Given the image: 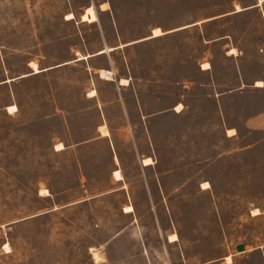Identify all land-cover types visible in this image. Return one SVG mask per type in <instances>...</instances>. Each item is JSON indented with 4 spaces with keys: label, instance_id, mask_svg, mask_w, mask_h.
Wrapping results in <instances>:
<instances>
[{
    "label": "rangeland",
    "instance_id": "1",
    "mask_svg": "<svg viewBox=\"0 0 264 264\" xmlns=\"http://www.w3.org/2000/svg\"><path fill=\"white\" fill-rule=\"evenodd\" d=\"M255 1L0 0V264H170L164 244L169 228L182 234L200 230L204 262L264 264V89L249 87L224 103L219 115L209 100H188L203 112L193 116V137L187 139L177 138L179 131L184 134V121L179 126L177 119L162 116L148 128L141 119L133 139L119 114L122 105H134L135 92L144 113L173 105L180 87L172 81L192 79L202 54L211 59L220 86L231 80L234 68L247 83L264 81V3L219 16ZM88 8L92 21L83 19ZM172 16L179 25L201 23L161 36L180 27ZM150 34L153 39L117 50L110 59L103 55L89 62L110 67L111 60L116 73L127 78L122 80L127 87L117 90L123 103L114 101L116 85L98 83L114 149L105 138L83 143L105 131L96 130L98 102L84 98L87 65L12 82L76 53L113 45L116 38L123 47ZM179 36L182 43L225 38L196 51L166 46ZM231 46L237 47L230 53L237 54L240 72L234 58L226 57ZM100 74L114 78L110 71ZM12 105L16 111L9 113ZM226 125L237 127L235 151L216 157V150L232 149L222 139ZM174 129L175 140L169 137ZM59 143L67 147L57 151ZM171 146L175 155L168 154ZM114 151L126 176L124 190L111 177ZM185 151L188 161H179ZM145 155L155 159L153 168L142 167ZM144 160V166L153 164ZM164 170L172 177L160 179L162 188L155 185L156 193H148V184H157L155 174ZM236 244L245 245L246 253L237 252ZM230 253L236 259L226 263L223 256ZM199 260L192 255L189 262Z\"/></svg>",
    "mask_w": 264,
    "mask_h": 264
},
{
    "label": "crops",
    "instance_id": "2",
    "mask_svg": "<svg viewBox=\"0 0 264 264\" xmlns=\"http://www.w3.org/2000/svg\"><path fill=\"white\" fill-rule=\"evenodd\" d=\"M258 0L255 1L254 4L246 6V7H242L240 8V11H236L233 10L229 13H225L219 16H225L228 14H237V13H241L243 11H246L252 7H260L263 5L264 0L262 2L261 5H257ZM74 15V14H73ZM170 15V14H168ZM82 16V15H81ZM173 17V16H172ZM218 17V16H217ZM216 17V18H217ZM75 15L74 18L75 19ZM71 19V20H73ZM174 20H176L173 17ZM86 22V21H85ZM177 24L179 25L178 21L176 20ZM93 23V22H92ZM201 22H193V23H189L186 25H179V28L167 31V32H162L164 33L161 36L164 35H169L171 33H175L178 32L182 29L188 28V27H192L194 25H198ZM156 27V26H155ZM156 29V28H154ZM245 31V30H243ZM116 33V30H115ZM152 33V32H151ZM159 36V37H161ZM116 37V35H115ZM158 38V37H155ZM180 38V36H179ZM225 38V36H220L211 40H206L205 38L202 37V39L194 42V43H182L181 42V38L177 43L171 44V45H166L167 47H172V46H176V45H182L185 47V49H188L189 51H196L197 48L201 47V45H203V43H216L217 41H222ZM150 39H153L152 34H150L148 37L142 38L140 40L134 41L132 43H126V44H122L124 45L123 47H119L121 44L118 45V41L116 38V43L113 45H107L105 44L103 47H101L100 49L93 51V52H88L85 51L83 53H76V56H74L72 59L63 61L61 63L55 64V65H51L48 67H43V68H38L41 70L38 73L33 74L32 71L28 74H23L21 75V77L13 79V81H16L18 79H22V78H27L30 76H38L44 73H48L50 71H54L55 69L58 68H62L65 66H70V65H77V64H81L83 63L84 66L87 65V67H83L84 70V78L88 81V83L86 84L87 86H89L88 91L85 93L84 98L85 99H95L98 102V114L99 116H101V121H99L97 128V131H99V129H105L104 133L98 134L94 137H89L88 139L84 140L83 143L84 144H91L94 141L97 140H101L103 138H105V140L111 145V147L114 149L116 144L113 141V136H112V128L110 126V121L108 119V108L105 106L104 103L100 102L99 99V89H98V83L99 82H103L105 84L108 85H116L115 89L112 90V95L114 96V101L117 103L119 101H121V103H123V97L120 95V93H117V90H121L124 87H127V84H122V80L127 81L126 77H123L121 75H118L114 69V67L112 66V61L110 60V67L109 66H105V67H93V66H89V62L91 61V59L93 58H97V57H101L103 55H108L109 59H110V54L114 53L117 50H122L125 49L129 46L132 45H137L139 43H143L145 41H148ZM229 50V54L226 55L227 58H234L232 59L233 62H236L237 64V71L240 72V67H239V61L237 60V54H231L230 51L232 50H236L237 47H233ZM104 48V49H102ZM108 48H112V49H108ZM103 51L100 54H97L98 52ZM83 56V59H78V57ZM196 61V67H195V75L192 79H179V80H174L172 82H174L175 84H178L180 87V94L178 96V100L175 101V103L173 105H171L168 108L162 109V110H158V111H152V112H147L144 113L143 109L144 108V103L142 101H140V96L138 95L137 92L134 93V105H132L131 107H126L124 105H122L120 107L119 110V114H124V118H125V122L126 125H128L130 127L131 130V134L133 136L134 139V132L137 130V128L139 127L140 123H141V119L143 120V122L145 121L146 126L150 125V122L155 121L158 117L162 116L164 121L165 118L169 117V118H173V119H177L178 120V124L180 126L181 123H186V127L184 129V134L181 131H179V135L177 138L180 139H187V138H192V133L194 132V130L192 129L193 123L195 122V117L193 116H197L202 114V110L198 107V106H190L188 103V100L194 99L195 103L202 101V100H209L211 102L214 103V114L219 115V113L223 112L224 109V103H226V105L229 104V101L234 99L235 97H239L241 95L244 94V92L249 88L252 87V89L255 90H261L264 89V81L262 79H258V80H254L253 82L247 83L243 80L242 77L240 76H236L235 73V68L232 74V78L230 81L227 82L226 85L224 86H220L216 75H218L217 70L214 68V66L212 65V61L211 59H208L205 57H203V54L201 55V59H195ZM32 70V69H31ZM105 70V71H110L111 72V77L110 79H105L101 76V71ZM261 81L263 83V86L258 87L256 86L257 82ZM5 83H7L5 81ZM94 91V94L91 95L90 93ZM102 104V105H101ZM181 106L180 110L177 111L176 107L177 106ZM16 106V105H15ZM97 111V110H96ZM75 113V112H74ZM148 128V126H147ZM149 131V130H148ZM169 137L170 139L172 138L173 140H175L176 138V133H175V129L169 133ZM195 137H197L195 135ZM237 137V127H235L234 125H226L223 131V136L222 139L224 142L226 143H231L232 144V149L227 150L226 153L222 152L219 153L217 150L215 151L216 157L220 156V155H229L230 153L233 154L234 153V145L233 143H235ZM58 145L62 146L63 150L65 149L67 146L62 145V143H59ZM173 146L176 148L175 144H173ZM179 146H182L181 144ZM173 147V148H174ZM171 149H169V153L171 155V153H175L176 151L172 150V146L169 147ZM244 148V147H243ZM246 148V146H245ZM57 149V151H60ZM165 151L167 152V149L165 148ZM118 153H116L114 151V155L112 157V162L115 165V168L112 170L111 172V177L113 178L114 183H118V187L117 189L120 190H124L127 189V183L125 181L126 176H124L122 168L120 167V158L117 155ZM180 158L179 161H188L187 159V151H185V154L183 153H179ZM169 155V156H170ZM175 155V154H174ZM185 155V156H183ZM144 159H151L153 164L151 165H147L144 166L142 164V161ZM205 160V159H204ZM204 160L200 159L198 160L199 162H203ZM214 159H211L210 161L212 162ZM217 160V159H215ZM155 159L153 158L152 155H145L141 158V165L143 168L145 169H151V167L153 168L155 165ZM119 172L122 179L121 180H116L114 178V173L115 172ZM169 173H171V170H164L162 173H156L155 176L158 178L157 180V184H154V182H151L148 184L147 186V190L148 193L150 194H154L157 191V187L155 185L160 186V179L162 180V178H169L172 177V175ZM162 188V187H161ZM206 189V188H203ZM131 206V205H128ZM127 207V206H126ZM132 207V206H131ZM134 209L132 207V211L133 212ZM131 212H125L124 213H131ZM169 230L166 234H165V240H164V244H165V249H166V254L167 257L170 261V264H212L213 261H206L204 262L202 260V232L200 230L195 231L194 234H189L187 233L186 230H184V234H182V231H178V233L174 230H172L171 228L167 229ZM176 235V240L174 241H170L169 240V236L171 235ZM198 243V244H197ZM194 244V245H193ZM239 244L235 245V249L236 246ZM243 245V244H242ZM244 246V253H246V247ZM136 250V252H135ZM139 242L138 240H136V238H134V252L135 254L139 251ZM237 251V250H236ZM143 252V251H142ZM147 252V251H146ZM238 252V251H237ZM134 254V255H135ZM145 253H142L141 255H143L142 257H144ZM193 255V257L197 258V255L199 257V261L198 262H189L190 257ZM93 256V255H92ZM230 256L231 261L228 262L226 260V258ZM136 256H134L135 259ZM224 261H227L226 263H231L233 260H235V255L230 253L228 255H224L223 256ZM184 259V262H182V260Z\"/></svg>",
    "mask_w": 264,
    "mask_h": 264
},
{
    "label": "bare ground",
    "instance_id": "3",
    "mask_svg": "<svg viewBox=\"0 0 264 264\" xmlns=\"http://www.w3.org/2000/svg\"><path fill=\"white\" fill-rule=\"evenodd\" d=\"M261 1H259V3H260ZM83 19L84 20H89V21H92V20H94V14H93V11H92V8H88L87 9V12H86V15H84L83 16ZM155 33V35H157L158 34V32L157 31H155L154 32ZM33 67H35V65H33ZM34 72H38V70L36 69V68H34ZM24 76V75H23ZM8 111H9V113H11V112H13V111H16V107L14 106V105H12V106H10V107H8ZM57 149H62V146L61 145H58L57 146ZM145 162H147V160H144L143 161V163H145ZM114 175H115V177H116V179H120V174H119V172H115L114 173ZM205 185V184H204ZM258 213V210L257 209H255V210H253V214H257ZM169 240L170 241H174L175 239H174V237H169ZM226 260L228 261V262H230L231 261V258H230V256H228L227 258H226Z\"/></svg>",
    "mask_w": 264,
    "mask_h": 264
},
{
    "label": "water",
    "instance_id": "4",
    "mask_svg": "<svg viewBox=\"0 0 264 264\" xmlns=\"http://www.w3.org/2000/svg\"><path fill=\"white\" fill-rule=\"evenodd\" d=\"M236 250L238 252H243L244 251V246L242 244H239V245L236 246Z\"/></svg>",
    "mask_w": 264,
    "mask_h": 264
}]
</instances>
